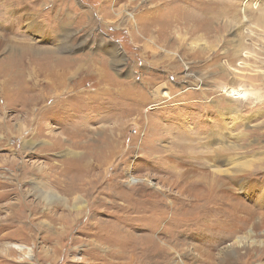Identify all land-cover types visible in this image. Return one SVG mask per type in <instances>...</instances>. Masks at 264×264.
Returning <instances> with one entry per match:
<instances>
[{
    "label": "rangeland",
    "instance_id": "obj_1",
    "mask_svg": "<svg viewBox=\"0 0 264 264\" xmlns=\"http://www.w3.org/2000/svg\"><path fill=\"white\" fill-rule=\"evenodd\" d=\"M263 194L264 0H0V264H264Z\"/></svg>",
    "mask_w": 264,
    "mask_h": 264
},
{
    "label": "bare ground",
    "instance_id": "obj_2",
    "mask_svg": "<svg viewBox=\"0 0 264 264\" xmlns=\"http://www.w3.org/2000/svg\"><path fill=\"white\" fill-rule=\"evenodd\" d=\"M57 90V89H56ZM90 156V155H89ZM88 157V156H87ZM86 157V158H87ZM95 157V156H94ZM85 160V159H84ZM86 161V160H85ZM89 161V160H88ZM86 161V162H88ZM89 165V164H88ZM87 165V166H88ZM94 168V167H93ZM86 169V167H84ZM89 169V168H88ZM238 184V183H237ZM60 187V186H59ZM76 191L71 190L70 194L73 195L71 199H69V202H76L75 205H78V203H81V198L79 196H76ZM261 195V194H260ZM48 196V195H47ZM75 196V197H74ZM262 198L264 199V194L262 195ZM261 199V198H260ZM261 201V200H260ZM259 202V201H258ZM257 202V203H258ZM262 202V201H261ZM65 205V204H64ZM259 205V204H257ZM78 207V206H77ZM76 207V208H77ZM85 207V206H84ZM79 208V207H78ZM68 209V208H67ZM81 209V208H79ZM78 209V210H79ZM243 210V208H242ZM241 210V211H242ZM251 212V211H250ZM246 213V212H245ZM243 219L247 222V224L250 227V230H246L241 237L238 238L236 241V249L233 252L225 251L222 253V259L226 260H234L236 255L238 256L240 253H248V248L256 243L254 240L256 237L264 236V203L262 202L261 207L257 212L248 213L246 216L243 217ZM243 233V231H242ZM255 241V242H254ZM260 244H264V241H260ZM258 246V245H257ZM262 247V246H261ZM19 250H24V247H16ZM253 248V247H252ZM264 248V247H263ZM252 250V249H251ZM253 252V251H252ZM250 253V252H249ZM243 256V255H242ZM261 259V258H260ZM221 260V259H220ZM182 263V262H181Z\"/></svg>",
    "mask_w": 264,
    "mask_h": 264
}]
</instances>
